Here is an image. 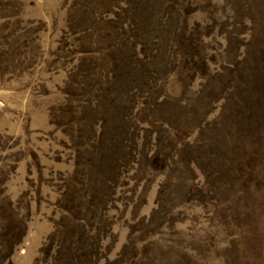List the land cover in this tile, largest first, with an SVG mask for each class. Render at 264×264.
<instances>
[{"label": "trees", "instance_id": "obj_1", "mask_svg": "<svg viewBox=\"0 0 264 264\" xmlns=\"http://www.w3.org/2000/svg\"><path fill=\"white\" fill-rule=\"evenodd\" d=\"M113 1L101 19L114 14L115 31L125 38L112 53L111 75L81 82L70 78L66 90L84 104L79 117L68 113L64 133L84 140L76 150L78 170L62 187L64 217L44 249V264H137L122 255L107 261L110 250L103 241L110 234L109 214L124 216L128 208L146 205L154 181L164 177L150 215L130 216L132 235H153L173 223L182 206L205 204L226 176L233 181L250 159L246 144L256 150V0H223L230 23L215 18L216 0H124L123 8ZM95 2L106 9L104 0ZM197 11L209 22L189 27ZM85 18L88 13L81 12L77 20ZM228 24L223 58L230 62L211 77L205 39L215 26ZM172 74L182 83L197 77L210 83L184 105L186 100L165 91ZM229 87L235 99L210 120L211 107L226 100ZM74 120L81 125L73 128ZM22 235L21 229L18 239Z\"/></svg>", "mask_w": 264, "mask_h": 264}, {"label": "rangeland", "instance_id": "obj_2", "mask_svg": "<svg viewBox=\"0 0 264 264\" xmlns=\"http://www.w3.org/2000/svg\"><path fill=\"white\" fill-rule=\"evenodd\" d=\"M95 1L0 0V264H44V249L63 220L62 187L78 170L76 150L84 140L64 133L68 113L79 117L84 104L67 94L70 78L109 77L112 53L125 38L115 31L114 14L101 19L115 1L104 0L106 9ZM116 2L126 6L124 0ZM256 5V150L246 144L250 159L236 177L232 172L233 181L226 176L205 204L182 206L174 222L153 235H132L130 216L150 215L164 177L154 181L146 205L130 207L124 216L109 214L110 234L103 241L108 262L122 255L137 264H156L155 259L157 264H264V0ZM213 7L219 22L230 20L223 0ZM81 12L89 15L82 22L77 20ZM195 22L209 20L197 11L189 27ZM230 27L215 26L205 39L211 77L230 62L223 58ZM242 40L249 41L250 33ZM209 81L197 77L187 84L172 74L164 86L189 105ZM230 87L226 100L211 107L210 120L235 99ZM79 125L76 120L71 126Z\"/></svg>", "mask_w": 264, "mask_h": 264}]
</instances>
